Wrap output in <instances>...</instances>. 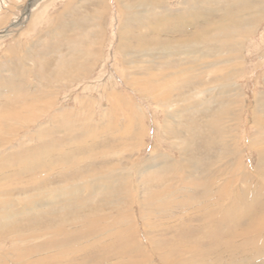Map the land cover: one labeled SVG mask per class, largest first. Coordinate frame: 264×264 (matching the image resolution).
<instances>
[{"label": "bare ground", "instance_id": "1", "mask_svg": "<svg viewBox=\"0 0 264 264\" xmlns=\"http://www.w3.org/2000/svg\"><path fill=\"white\" fill-rule=\"evenodd\" d=\"M18 1L24 0L7 5ZM115 1L121 81L164 109V135L181 147V157L152 148L148 160H131L142 136L125 96L109 93L111 108L103 110L87 96L54 110L62 98L55 83L88 77L95 58H103L107 3L98 0L100 9L73 21L54 15L49 33L59 40L43 45L42 35L23 61L0 59V264H151V255L162 264H264V92L246 106L252 132L245 140L239 115L247 100L238 83L247 45L264 25V0ZM186 27L193 30L184 34ZM69 32L88 45L83 61L74 59L78 38L69 37L70 53H62ZM52 54L55 63L47 66ZM200 113L212 116L204 123L207 136L194 119ZM195 138L203 147L199 161L187 155ZM249 150L258 154L256 174L244 163ZM158 167L166 178L145 190L143 176ZM139 218L152 254L139 241Z\"/></svg>", "mask_w": 264, "mask_h": 264}, {"label": "rangeland", "instance_id": "2", "mask_svg": "<svg viewBox=\"0 0 264 264\" xmlns=\"http://www.w3.org/2000/svg\"><path fill=\"white\" fill-rule=\"evenodd\" d=\"M4 1H6V2H4ZM37 1H38V3H37ZM40 1H43V0L18 1V2H15L13 7H12V6H10V4L7 5V3H8L7 0H0V6H1L0 7V14L2 15V16L0 15V21L5 20V18H6V23L0 24V31H1L0 32V59L6 54V55H10L13 59H18V62L23 61L24 52L27 51L26 49H30L32 47V45L34 44V41L39 39V37L42 35H43L42 36L43 38L40 37V38H42V40L39 39V41H41V42L44 41L43 45H45L46 41H49L48 39H50L52 42H53V40H52L53 38H56L55 41L59 40V38L57 39V37L54 36L55 34L49 33V31H51V29H53L56 25L54 23V21H55L54 15L57 17V15L59 13L64 12V13H66L65 14L66 15L65 21L68 22L69 20L73 21V19L76 17L82 18L86 14L95 13L97 9H100L99 8L100 6H98L99 5L98 0H73V1L72 0H48V1L44 0L43 2H40ZM76 1H79V2H76ZM104 1L107 3L106 7L103 6L104 11H106L107 14L104 13V17H105L104 20L105 21H103L104 32H103L102 36L103 37L105 36V37L103 38L104 40H102V42H101L102 48L100 51L103 58L101 57L100 60H98L99 58H95V59H97L96 64L93 66V69H92L91 73L88 75V77L71 81V82H69V85H67V83H66L67 81H66L65 76H64L60 80H58V82H56L57 84L55 83V85L60 87V89H61V90H59L58 97H60V98L62 97V98L59 102V105L55 106L54 110H60V109L62 110L63 108L66 107V105H64V104H68L72 107L76 106L74 100H76L75 97H78V96H80L81 98H84L85 96H87V97H92L96 100L98 99L97 100V101H99L98 104L101 105L100 108L103 110V108L105 106H106L105 108H111L109 95L115 96V99L118 98L119 96L120 97L125 96L127 101H130V103L132 102L131 104H133L130 107H133V110H135L134 111V113L136 115L135 118H136V121L138 122V123L137 122L135 123V125L138 126L136 129L139 130L138 135H139V133H141V136H142V138L140 137L141 141L139 139V141L141 142V145L136 146V151H134V155H133L134 157L130 155L131 160H134V161H136V160L138 161V159H139V161L148 160L149 158H151V156H150L151 152H149V151H151L152 148H154L155 153L157 155L161 154V155L168 156L171 159L179 160L181 157V154H182L181 147H179L178 144H174L173 140H171L170 138L165 136L164 132H163V125H164V119H165V113L163 112L164 109L159 104L155 103L154 101H151V99H149L148 97L146 99V97L139 96L136 91L129 89L125 85V83L121 81V78H120L121 73L118 71L120 69L118 68L119 65L117 64L118 59L120 57L116 56L117 55L116 54V46L118 43L117 35H118L120 25H121L119 23H121V21H122V15L119 12V7H118L115 0H104ZM124 1L127 2L128 0H124ZM44 2L47 4V6ZM33 3H37L36 6H34ZM4 4L6 6H4ZM72 4H74V5H72ZM44 5L47 9L44 7ZM8 6H9V8H8ZM74 6H76L77 8ZM176 6L177 5H172V7L175 9L177 8ZM74 8H75V10H74ZM43 9H46L47 11L43 10ZM41 10H42V12H41ZM72 10H74V12H73V13H75L74 16L70 13V11H72ZM28 14H30V15H28ZM38 14H40V15H38ZM31 15H33V16H31ZM45 15H47L46 19H44ZM78 15H79V17H78ZM40 16H41V18H40ZM51 16H52V18H51ZM1 17H4V18H1ZM49 17H50V19H48ZM72 17H74V18H72ZM44 20H46V21H44ZM211 20H213V19H211ZM29 21L33 22V23L31 22L32 25H30ZM47 21H48V23H47ZM34 23H35V25H34ZM198 25H199V28H201L205 24L198 22ZM30 26L32 28L29 30ZM48 26H49V28H48ZM262 27L264 28V25ZM263 28L260 30L259 35L257 34L255 39H252V41H250L247 45L246 52H245V60H246L245 67H244L245 75L238 79V83L241 86L242 90L244 91V100L245 99L247 100L246 101L247 104L243 103L244 108L239 115V118L241 121V123H240L241 129L239 130V133L241 134V136L243 138H245V140H246L245 136H247L246 131L248 129H249L248 131L252 130V129H250L251 126L248 127V122L250 119V112H249V110H247L246 106L253 107V105H252L253 104L252 103L253 98L261 95L264 92V86H263L264 85V38L262 37V36H264V29ZM9 30H11V31H9ZM182 30H183V33L185 34L186 30H188V33H189V30H193V28L186 27L185 29H182ZM6 32H8V33L12 32V33L10 35L6 36L4 34ZM166 33H170L169 35H166V36H169V38H174L173 37L175 35L174 33H172V32H166ZM1 34L3 37L1 36ZM46 35L48 36V38L46 37ZM158 35H163V34H156L155 36H158ZM176 35L180 36L179 32H176ZM69 37L78 38L79 43L76 45L77 53L74 54L75 55L74 59L76 58V59H80V61H83V59L85 57L84 53H86V50L88 49V45L86 42L83 43L85 40L83 39L82 36H80L77 33L71 34V32H69L68 34H66V37H64V40H63L64 46L62 47V53H64L65 55L70 53L68 50L69 46H70L69 45L70 44V42H69L70 38ZM1 38H3V39H1ZM66 42H67V44H66ZM18 43L20 44L19 48L17 46ZM82 44H83V46H82ZM40 45L42 46V43ZM9 47H13V48L16 47L15 48L16 50L13 49L14 50L13 54H10L9 52L5 51ZM38 49H39V47H38ZM17 51H18V53H17ZM17 55H18V57H17ZM49 56H47V57L45 56L44 59H47V60L46 61L44 60L43 62H45L46 64L47 63H53L54 64L55 63L54 59H56V57H53L54 56L53 54L49 55ZM116 59H117V61H116ZM46 64H44V65H46ZM20 65H22V64H20ZM24 65H26V64H24ZM116 65H117V67H116ZM47 66H48V64H47ZM27 68H30V67H27ZM47 68H49L47 71H51L50 70L51 67H47ZM51 69L54 70V68H51ZM20 81H22V79H20ZM29 81H30V79L28 80V82ZM64 86H65V89H64ZM62 87H63V89H62ZM89 88H90V90H89ZM65 96H66V98H65ZM134 103H135V105H134ZM96 104H94V106L98 107V105H96ZM137 106L139 108H137ZM100 108H96L97 116L101 113ZM199 115L200 116H198V117H200V118L195 117L194 119L197 121L196 123L202 122L201 124L203 125V127H204V123L206 125L207 120L212 117V116H210V118H208L206 116L208 114H203V113H200ZM189 117L193 118L192 116H189ZM205 128L206 127H204V132L207 129V128L206 129ZM208 132L209 131L205 132L204 135L207 133L206 134V136H207ZM142 133H143V135H142ZM131 139L132 138L130 137V140ZM195 141H196V143H195ZM201 144H202V142H200L199 138L193 139L192 146L189 149L190 154H187L188 156H190V157L187 156L189 159L193 158V159H196L197 161H199L198 159L201 160L203 158V156H204L203 152H202L203 147ZM109 145L111 147L113 145V141L110 140ZM193 146L195 147V149L193 148ZM99 147L101 149H103V148L105 149V143L104 142H103V144L101 143ZM199 149H201V150L199 151ZM139 152H140V154H139ZM191 152H192V154H191ZM196 152H198V153H196ZM113 153H112V155H114ZM135 153H137V154H135ZM193 155H194V157H193ZM196 156H197V158H196ZM124 163H126V162H124ZM206 163H207V160L206 161L204 160L203 164L205 165ZM244 163L249 168V170H248L249 173H250V171H252L253 174H256V171L258 168V154H257V152L251 151V150L247 151L246 157L244 159ZM126 166H130V163L128 162L126 164ZM91 167L97 168V169L100 168V166H98V165H91ZM202 168H203V166H202ZM159 169H161V170H159ZM151 172H155V175L150 177L148 174H146L147 177L143 176V178L141 180L142 184H143L142 186H144V188L145 187H148V188L152 187L153 188V186H155V184L160 182L159 179L162 177V174L165 177L164 171L160 167L151 170L149 173H151ZM158 186H160V185H158ZM161 187H156V188H161ZM145 190H146V188H145ZM144 193L146 194L147 191L146 192L144 191ZM139 208H140V205H139V203H137L135 205L136 218L139 217L138 216ZM148 217L153 218V216H151V215H149ZM158 217H160V216H158ZM180 219H181V217H180ZM137 220H138V224H139L138 225L139 241H140L142 247L144 249H147V251L150 249L149 252H150V254H152L151 251H153V249H152L151 244H149V242L147 240V237H146L147 233L145 231L144 223H143V221L140 220V218ZM188 224H190V223H188ZM163 227L165 228L166 226L163 225L162 228ZM169 242H171V241H168V243ZM165 252L166 251H161V253L163 255L167 253V252L166 253ZM151 264H162V262H160L159 259L157 260L156 256L151 255Z\"/></svg>", "mask_w": 264, "mask_h": 264}]
</instances>
